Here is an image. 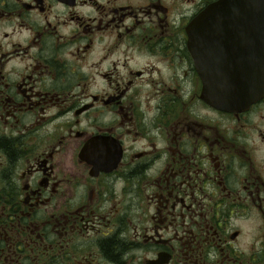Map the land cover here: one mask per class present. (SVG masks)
Here are the masks:
<instances>
[{"label":"flooded vegetation","instance_id":"obj_1","mask_svg":"<svg viewBox=\"0 0 264 264\" xmlns=\"http://www.w3.org/2000/svg\"><path fill=\"white\" fill-rule=\"evenodd\" d=\"M219 1L0 0V264H264V98L189 50Z\"/></svg>","mask_w":264,"mask_h":264},{"label":"water","instance_id":"obj_2","mask_svg":"<svg viewBox=\"0 0 264 264\" xmlns=\"http://www.w3.org/2000/svg\"><path fill=\"white\" fill-rule=\"evenodd\" d=\"M223 26L239 29L224 31ZM187 35L194 58H221L223 52L233 50L237 53L234 63L227 62V78L226 72L220 70L226 66L225 61L224 65L212 62L217 72L211 81L209 78L205 81L202 99L207 104L232 112L244 110L264 98V0H221L190 24ZM231 41L238 44L232 46Z\"/></svg>","mask_w":264,"mask_h":264}]
</instances>
